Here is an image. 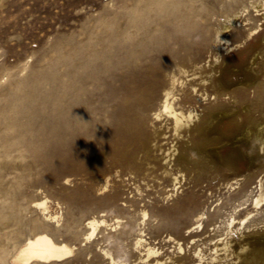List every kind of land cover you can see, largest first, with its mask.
Returning a JSON list of instances; mask_svg holds the SVG:
<instances>
[{"label": "rangeland", "instance_id": "374dc122", "mask_svg": "<svg viewBox=\"0 0 264 264\" xmlns=\"http://www.w3.org/2000/svg\"><path fill=\"white\" fill-rule=\"evenodd\" d=\"M127 1L128 0H0V112H3L0 113V130L3 128L0 132V135L2 134V137L0 136V141H3L7 134L18 135L23 131L26 133L25 126L28 127L27 131H30L31 134L38 128L37 126L40 123H43L48 128L51 123L57 121V116L64 102L68 104L69 107L83 103L88 105L80 99V92L78 91V93H76L78 86L72 83L73 80L77 77L82 78L87 72H94L95 77H97L93 79L97 85H100L105 77H110V81L113 80L116 73L121 69L122 64L130 57L128 53L133 50L131 45H129V41L131 40L128 41L129 43L126 42L125 36L127 33L131 32L132 38L136 39V37H142L144 36L143 33L148 32L147 35L150 39L148 38L147 41L140 44L141 46L138 47L139 49H136L137 51L142 50L145 52L147 50L145 48L153 46L152 40L154 41L155 38L157 39L160 32L164 39L181 32L178 25L175 26L171 23H168V25L167 23L159 24L153 17L150 21L148 20L146 22H144V20L129 22V20L126 19L131 18L128 15L132 10L131 3ZM192 1L201 3H209L210 1L211 4L215 3V0H202L203 2L201 0ZM145 3L146 0H142L134 7H136L139 13H142L145 9ZM232 4L237 6V14L234 23L231 20L222 19L221 17L214 18V27L222 28V26H226V31L228 32L224 34L223 40L220 41V43H224V45L213 48L211 58H209V55L206 56L204 63L208 64H205L206 68L204 69V75L208 80L206 85L209 89L216 85L218 82L217 79H219L228 88L236 90L237 98L240 97L241 94H245V98L235 101L226 96L214 102L212 101L213 97H209L206 101L202 100V102L198 101L196 98L192 99L191 104L189 102L185 103V107L189 105L196 107L201 115H204V113L214 108H218V111H220L208 125L206 131L207 136L205 135L201 142L198 141L197 143V141H195L194 137L197 133L196 131L193 132V126L189 129L191 130L190 136L184 134V137H174L173 133H170L165 127V135H161V137L159 136L154 140L156 143H150L152 152L149 153L150 157L147 161L142 160L143 158H141V155L138 153L140 143H133L130 145H125L124 142L119 143L121 146L123 145L122 151L124 152L126 160H131L135 157L134 164L139 167L136 172H129L126 168H113L108 157L96 162V160H94L95 155L102 153L108 154L105 146L99 141L105 136L106 129L110 128V126L117 129L120 127V124H122V121L124 122L126 120L124 112L119 107L117 101L119 97H125L119 94L118 96L116 94L114 95L108 86L105 91L93 89L87 101L90 102L91 107H85L82 111L83 114H81V119L92 121L93 124L92 126L78 130V134H91L94 132L93 136L95 140L86 143L79 142L74 147L72 139L68 137L66 140L65 154H62L60 152L61 148L52 142H49L48 145L44 146L42 149H39V147L33 143L30 151H25L22 158V166L26 168L28 172H35L37 175L33 180L34 187L28 191L27 195L33 200H39L43 196H47L44 200L47 203L48 211L50 213L57 211L61 214V223L63 221L65 231L71 226V220L69 219L73 221V218L77 219V217L80 218L81 216L78 230L79 238L83 241L77 245L75 254L69 256L68 259L63 262L45 264H108L107 261L100 256L99 249L95 243L97 240H101L104 237H109L110 240L106 243H100V246L108 245L111 241L116 242L114 255L120 254L127 264H141L140 261L137 260V257L141 254L138 253L133 246L135 236L139 235L138 229L144 231L141 234L142 238L145 239L151 247L158 249L159 252L158 256L149 259V264H159L158 262H162L161 264H179L180 257L184 258L182 264H200L198 258L192 255L193 249L200 250L203 259H207L213 253L214 245H220L221 241L227 239L230 242L231 249H229V252H239V245L242 240L249 241L252 244V239L254 237L264 235V222L258 229H240L241 231L234 232L233 235H228L224 230L223 221L225 222L226 218L223 216L217 219L214 227L215 229L205 226L203 229L201 227L199 230L190 231L189 233H186L188 229H184L189 224L184 218H181V226L184 230L182 231L183 236L180 238L172 234L170 224L171 218L164 212L165 209L171 210L176 207L177 204L187 207L186 205H189L190 201L194 204H202L205 202V209L212 211V208L216 209V206L221 203V200L217 201L218 198L221 197L223 199L222 202H224L227 197L226 189L221 185L223 183L222 179L233 177L235 173H239V175L242 176H238L237 179L240 180L243 176L249 172L252 173L254 170V168H248L249 160L253 158V155L248 151L250 137L247 130L251 129V126L254 129L256 128L249 123L251 120H255V125H259L260 127L264 126V97L257 99V95L253 94V90L248 88V85L264 81V76H262V69H264V66H262L264 63V1L262 7H255L258 12L245 0H235V3L232 2ZM258 4L259 2L254 4V6ZM204 7L205 6L202 4L201 10H203ZM103 18L105 21H102ZM247 19L249 21H245ZM122 22L125 23L122 24ZM158 24L161 26L159 27ZM254 24L258 25V28L251 37L239 43H234V40H237L233 38L235 32L243 35L247 29ZM92 25H95V27ZM124 25L128 30L124 28ZM134 25L136 28H134ZM88 26L90 27L89 29ZM98 26H100V29ZM151 26H154L153 29ZM169 26H171L170 29ZM83 27L87 28V30ZM144 27L145 29H143ZM146 28L148 29L146 30ZM91 29L94 30L92 31ZM140 30L141 35L139 33ZM143 30H145V32ZM151 30L153 31L151 32ZM86 31H89L88 33L90 35L84 34ZM99 31H101V33ZM121 34L123 36H121ZM93 36L97 37L93 40ZM109 36H111V38ZM123 38L125 40H123ZM101 39L105 40V44ZM89 40L90 42L93 40V43H90ZM157 41L159 40L157 39ZM99 42L101 45H98ZM81 43L82 49H80ZM158 43L157 45H159ZM88 44L90 46H87ZM226 46L228 47L227 50H225ZM111 47L114 50H110ZM91 48L93 51H91ZM107 48H109L108 50L110 51H107ZM79 50L89 51L88 58L84 56L80 60L78 58ZM96 54H98V56ZM215 54L216 57L219 56L218 62H214L213 55ZM97 58L98 60L96 61ZM110 61L112 64H110ZM104 62H106V64ZM103 63L105 66H103ZM78 64H81L79 65L80 67L77 66ZM101 67H104V69ZM88 69L89 71H87ZM110 69L112 70L110 71ZM79 72H81L80 75H78ZM64 80L68 85H64ZM62 82L63 84H61ZM106 83L109 84V81H106ZM72 85H74L73 88ZM70 89L72 91H70ZM117 89V87L114 88L116 91ZM90 90L91 88H89V91ZM65 91H67L66 93H69V95H66ZM64 94L66 98L63 97ZM194 96L193 94L192 97ZM182 98L183 101L190 100L188 97ZM71 101L72 103H70ZM58 105L60 108H58ZM6 113L8 116L4 115ZM11 120L12 122H10ZM15 122H17L18 125ZM163 122V119H161V123L160 120L154 121L157 127H159L160 124L162 126ZM196 123L197 122L194 124ZM151 126V124L141 125V131L143 133L145 131L146 133L150 130ZM14 129H18L19 131ZM32 129L34 130L32 131ZM4 132L6 134H4ZM153 143L160 147L161 151L158 147H153ZM29 144L25 145L27 149H29ZM172 145H174L176 149L178 148L177 151H179V153L187 152L188 149L198 148L201 153L196 160L202 164H207V171L200 177L198 176L199 185L197 184L195 186L191 180L192 175H187L185 179L181 180V187L177 192L170 198L162 200L163 197L172 193L173 190L169 177L161 175L165 167V160L163 159L165 156L164 153L168 148H171ZM257 152V154L262 157L261 160L263 161L264 150H259ZM204 161L208 162L206 163ZM29 165H31V167L32 165L35 166L31 168ZM110 168L113 169L111 170ZM172 168L174 169V166ZM213 168H216L218 172H214ZM26 172L19 173L18 182H25V177L27 176ZM99 173H103L104 175L100 176ZM67 179L68 182H66ZM104 179L108 181V188L97 192L96 188L100 187ZM193 181H195V179H193ZM21 183L17 185L18 190L23 187L20 186L22 185ZM177 187H179V185H177ZM68 194L71 195V198L66 197ZM108 198H113L116 201L104 211L101 209L97 210V204L105 202ZM19 206L26 212L27 207L24 201H19ZM141 208L148 211V216L145 218V225H139V228L135 227L133 237L125 241L119 240L120 235L118 232H120L122 226L127 223V214L137 218L136 214ZM118 212H125L126 215H124L122 220L119 219L118 222L120 225L115 227L117 220L113 217ZM260 214L256 217L264 219V211ZM30 217L37 222L47 223L42 212L38 209H33L30 212ZM92 217L103 219L106 224L105 226L101 225L99 227L95 237L86 241L84 240V233H86L88 229L86 223ZM194 227L195 226L192 228ZM154 229H158V233H155L156 230ZM182 233L180 232V235ZM169 236H173L175 240L182 244V252L179 253L176 251L173 241L169 240ZM90 250L92 253L85 256V253ZM221 253L222 252H218V254ZM221 257H223V255H221ZM221 262H223V264H237L234 256L224 258ZM9 263L12 264L11 261H9ZM202 263L208 264L207 261H202Z\"/></svg>", "mask_w": 264, "mask_h": 264}, {"label": "bare ground", "instance_id": "6f19581e", "mask_svg": "<svg viewBox=\"0 0 264 264\" xmlns=\"http://www.w3.org/2000/svg\"><path fill=\"white\" fill-rule=\"evenodd\" d=\"M141 1L142 0L127 1L131 3L132 11L128 15L131 18H127L126 20H129V22L144 20V22H146L148 20L150 21L153 17L155 21H157V23L159 24L167 23L168 25V23H171L175 26L178 25L179 30H181V32L179 34H174L170 37H167L166 39L162 38L160 32V35H158L159 37H157L159 41H157L156 38L154 41L152 40L153 46L150 45L151 47L145 48L147 49L145 52H143L142 50L137 51L136 49H139L138 47L141 46L140 44L148 40V32L143 33L144 36L142 37H136V39L132 38L130 34L131 32L127 33L125 36L127 40L126 42L131 40L129 41L130 43H128L129 45H131L133 50L128 53L130 54V57H128L127 61L122 64L121 69L118 71V73H116L113 80L110 81V77H105L103 78L102 83L100 85L98 84V86L93 79L97 77H95L94 72H87L82 78L77 77L73 80L72 83L78 86V88L76 89V93H78L79 91L80 99L88 105H85L84 103L75 104L73 105V107L71 106V108L68 104L64 102L61 108L58 105L60 111L59 114L57 113L58 116L56 115L58 117L57 121L51 123L48 128L43 123H40L38 126L36 125L38 127L36 128L37 130L35 129V131H33L34 129H32L33 134H31L30 131H27L28 127L25 126L26 133L23 131L18 135L7 134L5 139H3V141H0V264H10L9 261H11L12 264H45L52 262H63L68 259L69 256L75 254L77 245L83 241L79 238L78 230V225L80 223L81 216L80 218L77 217V219L73 218V221L68 217V219L71 220V226L65 231L63 221L61 223V214H59L57 211H54V213H50L48 211L47 203L44 200L47 198V196H43L39 200H33L27 195L28 191L33 189V180L34 177L37 175L35 174V172H28L26 168L22 166V158L25 151H30V148L33 143H35L39 147V149H42L44 146H47L49 142H52L53 144L58 145L61 148L60 152L62 154H65L66 140L68 139V137L72 139L74 147L79 142L86 143L95 140L93 136L94 132H92L91 134H78L77 132L78 130H82L83 128L92 126L93 124L92 121L81 119L83 109L85 107L87 108V106L91 107L90 102L87 101L91 96L93 89L105 91L109 86L110 90H112V93L114 95L116 94L118 96L119 94L125 97H119L117 101L119 103V107L124 112V115L126 117V120L124 122L122 121V124H120L119 128L115 129L110 126V128L106 129V132L104 134L105 136L99 141L105 146L108 154L102 153L99 155H95L94 160H96V162H99L108 157L110 159V164L113 168H126L127 170H129V172H136L139 167L134 164L135 157L131 160L125 159L124 152L122 151L123 145L121 146L119 143L124 142L125 145L140 143V149L138 150V153L141 155V158H143L142 160L147 161L150 157L149 153L152 152L150 149V143L155 142L154 140H156L159 136L161 137V135H165V127L170 131V133H173L174 137H184V134L190 136L191 130L189 129L191 126H193V132L196 131L197 133L194 139L195 141H197V143L198 141L201 142L206 135L208 125L219 114L220 111H218V108H214L204 113V115H201L196 109V107H194L193 105L185 107V103L189 102L191 104L192 99L196 98L200 102H202V100H208L209 97H213V102L226 96H228V98H232L235 101H239L240 99L245 98V94H241L240 97L237 98L235 92L236 90L228 88L219 79H217L218 82L216 83V85L209 89L206 85L208 80L204 75V69L206 68L205 64H208L204 63V61L206 60V56L209 55V58H211L212 49L224 45V43H220V41L223 40L224 34L228 32L226 31V26H222V28H215L216 26L214 27V18L221 17L222 19L231 20L234 23V19L237 14V6L233 5L232 2L235 3V0H215L214 4H211L210 1L209 3H201L192 0H146L144 11L142 13H139L136 7L134 6H136V4ZM245 1H248L253 6V8H260L262 7L264 0ZM258 2L259 4L257 6H254V4ZM202 4L205 6L203 10H201ZM255 10L258 12L256 8ZM102 21H105L104 18ZM245 21L249 20L247 19ZM124 23L125 22H122V24ZM135 25L134 28H136ZM89 26L88 29L90 28ZM92 26L95 27V25ZM100 26H98V28ZM151 27L153 29L154 26ZM170 27L171 26H169V29ZM124 28H126L125 25ZM148 28H146V30ZM257 28L258 25L254 24L249 27L243 35L238 34V32H235L233 38L237 40H234V43H239L242 40H246L247 38L251 37ZM85 29L87 30V28ZM143 29H145V27ZM91 30L93 31L94 29ZM143 31L145 32V30ZM152 31L153 30H151V32ZM88 32L86 31L84 34L88 35ZM99 32L101 33V31ZM139 33L141 35V30ZM111 36L109 37L111 38ZM121 36L123 35L121 34ZM95 37L93 36L92 39L94 40ZM93 40H91V42ZM123 40L125 39L123 38ZM104 41L105 40H103V43ZM82 43L80 49H82ZM157 43L159 45H157ZM99 44L101 45L100 42L98 43V45ZM87 46L90 45L88 44ZM107 46L109 47L108 44ZM227 48L228 47L226 46L225 50H227ZM108 49L109 48H107V51L114 50L112 49V47L110 48V50ZM79 51L80 52L78 58L80 60L84 56H87L86 58H88L89 51ZM91 51H93L92 48ZM96 55L98 56V54ZM111 57L113 58L112 55ZM213 57L214 62H218L219 56L216 57L215 54L213 55ZM98 58L96 59V61L98 60ZM104 63L106 64V62ZM105 64L103 66H105ZM110 64H112V62ZM79 65L81 64H78L77 66ZM262 66H264V63L262 64ZM102 69H104V67ZM112 69H110V71ZM87 71H89V69ZM74 72L77 73L76 71ZM80 73L81 72H79L78 75H80ZM262 76H264V69H262ZM65 80L64 85L67 84ZM106 81H109V84L106 83ZM61 84H63V82ZM73 86L74 85H72V88ZM116 87L118 88L117 91L114 90V88ZM89 88H91L90 91ZM248 88L253 90V94L257 95V99L264 97V81L255 82L252 85H248ZM67 91H65V93ZM70 91L72 90L70 89ZM193 94L195 95L194 97H192ZM66 95H69V93H66ZM63 97L66 98L65 94ZM182 97H188L190 100L183 101ZM70 103H72V101ZM4 115L8 116L7 113ZM161 119L164 120L162 125L163 127L161 126V124L159 125V127H157L154 121L160 120L161 123ZM10 122H12V120ZM195 122L197 123L194 124ZM15 123L18 125L17 122ZM249 123L256 127L254 129L251 126V129L247 130L250 137L248 151L253 155V158L249 160L248 168H254L253 172H249L240 180L237 179L238 176H242L239 175V173H235L233 177L222 179L223 183L221 185H223V188L226 189L227 197L225 198L224 202H222L223 199L221 197L218 198L217 201L221 200V203L216 206V209L212 208V211H208V209H205V202L202 204H194L192 201H190L189 205H186L187 207H183L182 205L177 204L176 207L172 208L171 210L165 209V214L171 218L170 224L172 228V234L181 238L183 236L182 231L184 229H188L186 233H189L190 231H197L201 227L203 229L205 226L214 228L217 219H220L223 216L226 218L225 222L223 221L224 230L225 233L228 235H233L234 232L241 230L258 229V227L263 224L264 219H260L256 216L264 211V160L262 161V157L257 154V151L264 150V126L260 127L259 125H255V120H251V122ZM148 124L152 125L150 130L146 133L144 131L143 133L141 131V125L144 126ZM2 130H0V132ZM4 134L6 133L4 132ZM26 144H29V149L25 147ZM152 145L153 147H158L154 143ZM158 148L159 150L161 149L160 147ZM177 149L174 145H172L171 148H168L164 153L165 156L163 157V159L165 160V167L161 175L169 177L173 190L172 193L163 197L162 200H166L170 198L173 194H175L177 190L181 187V180L185 179L187 175H192L191 180L195 186L198 184V176L200 177L203 173L207 171V164H202L198 160H196L198 155L201 153L198 148L188 149L187 152L184 153H179ZM29 166L31 167V165ZM33 166L35 165H32V167ZM173 166L174 169L172 168ZM213 170L214 172H218L216 168H213ZM21 172L27 173V176L25 177L26 180L24 183L18 182V178L20 176L19 173ZM99 175L103 176L104 174L99 173ZM193 179H195V181H193ZM102 181L103 183L101 185L99 184L100 187L96 188L97 192L106 190L108 188L107 179H104ZM66 182H68V179L66 180ZM19 183L22 184L20 186H23L20 190H18L17 188V185ZM177 185H179V187H177ZM66 197L71 198V195L68 194ZM19 201L25 202L27 207L26 212L24 211V209L20 208ZM115 201L116 200L113 198H108L105 202L97 204L96 209H101L104 211L106 210V208H109L111 204ZM33 209L40 210L47 223L37 222L36 220L32 219L30 217V212ZM124 215H126L125 212H118L113 217L117 220V222L115 223V227L120 225L118 221L119 219L122 220L124 218ZM136 216L137 218L130 214H127V223L123 225L120 232H118V234L120 235L119 240L125 241L130 237H133L135 227L139 228V225H145V218L148 216V211H146L144 208H141L138 210ZM181 218H184L185 221L189 224L184 229L181 226ZM105 224V220L97 219L96 217H92L90 220H88V222L86 223L88 229L87 232L84 233V240L87 241L90 240L92 237H95L99 227L101 225L105 226ZM193 226L195 227L192 228ZM154 230H156L155 233H158L159 231L158 229ZM138 232L139 235L135 236L133 243L135 250H137L138 253L141 254L137 257V260H139L141 264H149L150 258L158 256V249L151 247L150 244L142 238L141 234L144 231H140V229H138ZM180 232L182 233L181 235ZM108 240H110L109 237H104L101 240H97L95 242L97 248L99 249L100 256L104 258V260H106L108 264H127L125 262V259L121 257L120 254L114 255V248L116 247V242L111 241L108 245L100 246V243H106ZM169 240L173 241L177 252H182L183 246L179 243V241L175 240L173 236H169ZM239 248V252H229V249H231L230 242L226 239L225 241H221L220 245H214L213 253L207 259H203V255L201 254L200 250L193 249L192 255L198 258L200 264H203L202 261H207L208 264H223L221 260L224 258H228L229 256H234L237 264H264V235L254 237L252 239V244L249 241L242 240L241 244L239 245ZM218 252L222 253L218 254ZM91 253L92 252L90 250L89 252L85 253V256ZM221 255H223V257H221ZM179 259V264H182L184 258L180 257ZM158 263L161 264L162 262Z\"/></svg>", "mask_w": 264, "mask_h": 264}]
</instances>
